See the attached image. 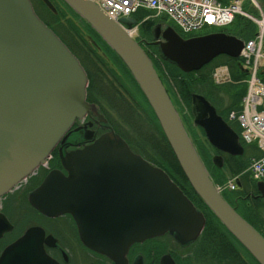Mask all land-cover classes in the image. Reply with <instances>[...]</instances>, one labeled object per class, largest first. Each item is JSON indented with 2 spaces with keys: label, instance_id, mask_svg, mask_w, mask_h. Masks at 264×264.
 Returning a JSON list of instances; mask_svg holds the SVG:
<instances>
[{
  "label": "water",
  "instance_id": "water-1",
  "mask_svg": "<svg viewBox=\"0 0 264 264\" xmlns=\"http://www.w3.org/2000/svg\"><path fill=\"white\" fill-rule=\"evenodd\" d=\"M41 1L55 12L49 0ZM62 2L101 39L130 74L198 199L257 264H264V238L224 199L151 60L121 28V25L131 27L135 20L123 17L115 22L90 0ZM153 38L160 58L183 73L197 71L220 55L238 58L244 45L242 39L223 32L183 38L166 22L155 25ZM87 83L77 57L39 19L29 0H0V197L44 165L60 142L58 154L67 175L50 171L29 195L33 208L50 217L71 214L81 241L100 251L126 250L133 242L163 235L180 246L193 243L204 227L203 213L163 169L145 160L113 131L95 103L86 101ZM189 110L192 124L202 129L215 150L229 156L242 155L238 134L204 96L191 93ZM85 115L105 132L91 143L65 152V146L81 143L63 144L65 138L87 134L83 128L70 130ZM211 162L222 168L221 155H213ZM113 171L126 179L123 189L128 187V196L117 203L106 200L103 207L93 208L88 191L91 174L100 175L96 178L112 188L114 181L108 183L104 179ZM235 184L239 186L238 178ZM255 186L264 206V180H257ZM91 211L96 212L92 217ZM94 217L99 221L95 222ZM35 231L42 236L38 226L30 227L4 251L0 261L24 259L12 256L11 252L26 247L25 237ZM38 246L40 249L41 245ZM36 250L31 247L32 252ZM161 264L174 263L162 258Z\"/></svg>",
  "mask_w": 264,
  "mask_h": 264
},
{
  "label": "trees",
  "instance_id": "trees-1",
  "mask_svg": "<svg viewBox=\"0 0 264 264\" xmlns=\"http://www.w3.org/2000/svg\"><path fill=\"white\" fill-rule=\"evenodd\" d=\"M39 1L41 2V0ZM49 1L53 4L52 0ZM255 1L257 2L262 14H264V0ZM41 4L47 13L53 18V23H58L60 19L59 15L61 16V14L57 11L55 5L54 7L57 13L56 15H53L48 9H46L42 2ZM64 6L69 10L73 17L78 19V17L65 4ZM247 7H249V10H247ZM243 9L244 11H249V13L254 17H257L258 15L257 10L252 5L250 6L249 2L244 4ZM33 10L39 19L47 27H49L62 40L67 48L77 57L88 79L86 88V101L96 103V101L91 100L90 96L93 74L92 70L94 69L92 68L91 70L90 65L88 67L82 62L77 53L73 52L66 41L62 39L53 24L45 21L35 10L34 6ZM151 13L152 12L147 10H138L133 16H138V14L144 16ZM156 19L168 23L183 38H189L191 36L203 35L212 32H223L225 34L233 35L244 41H247L253 38L256 33L255 23L253 24V22H250L247 18L240 15L235 16L232 23L227 26L220 28H203L200 31L191 34L180 33L174 24L164 15H160ZM79 21L84 29L93 38L99 41L102 48L109 53L114 64L118 67L119 71L123 74V77L128 83L129 89H127L131 93L133 102L138 108L144 111V114L147 116V120L149 121L150 125L152 126V130L155 133V141H151L152 144L149 146L151 151L148 150V154L141 147L139 148L130 144L129 145L137 150V152H139V154H141L145 160L163 169L171 178V180L181 189L183 194L204 215V227L198 238L195 240V242H193L194 248L190 256L187 257V264H257L254 259L234 240V238H232L228 232H226V230L206 209V207L192 191L183 174L181 173L151 109L149 108L147 102L131 78L130 74L110 52V50L104 44H102L97 35L83 21ZM66 23L68 26V28L66 26L67 30L70 33H76V28L73 26L71 21L67 20ZM56 26L65 30L62 28V24H56ZM160 63L162 64L163 68L160 67ZM160 63L156 64L158 73L161 76L163 82L165 81L167 87L170 88L172 97L174 99V104H176L177 107L180 108L181 103L187 108V110H189L190 94H200L215 107L217 114H219L237 134H239L240 130L238 126L233 122H228L227 119L229 112L238 111L240 109V100L246 90L244 80L247 78V74L239 69V58H231L225 55H220L214 58L208 64L204 65L199 70L189 73L181 72L176 66L166 61L162 60ZM221 65L227 66L229 76L233 83H226L222 86H218L213 83L211 78L212 71L215 67ZM261 79L264 81L263 74H261ZM127 89L125 88L126 92ZM260 109H264V102ZM101 112L104 114L102 110ZM187 130L215 185L221 186L224 184L227 177H238L239 186H236L231 191L222 190V196L235 209V211L264 238V206L261 203V199L256 196V181H254L250 177V174L245 171L249 165L250 159L252 157L256 158L260 155L256 147L254 145L242 144L243 153L241 156H229L212 148L205 140L202 129L193 127L190 122V118L187 119ZM197 133L200 135L198 136ZM53 154H55V151L52 152V155ZM214 154H219L222 156L223 166L220 169L216 168L211 163V157Z\"/></svg>",
  "mask_w": 264,
  "mask_h": 264
},
{
  "label": "flooded vegetation",
  "instance_id": "flooded-vegetation-1",
  "mask_svg": "<svg viewBox=\"0 0 264 264\" xmlns=\"http://www.w3.org/2000/svg\"><path fill=\"white\" fill-rule=\"evenodd\" d=\"M132 18L136 21L137 28V34L134 39L158 71L156 64L162 59L159 55L158 46L154 43L153 30L155 25L163 23V21L151 17V14L144 16L138 14V16H133ZM164 84L174 102L170 88L167 87L165 81ZM175 107L178 110L179 107L176 104ZM184 107L180 103V108ZM185 109L187 111L186 107ZM179 114L187 130V117L180 112ZM89 122L92 123L91 126L88 125ZM75 128H83L87 134L65 138L63 144L81 142L80 145L65 146V152L81 148L105 132V130L97 127L93 119L88 115L75 121L70 130ZM197 135L200 134L197 133ZM85 136L89 137V140L84 139ZM59 144L60 142L53 150L56 157L51 155L52 160H54L53 165L48 162L45 166L38 167L0 197V258L4 256V251L21 239L30 227L38 226L42 233V236H40L39 232L35 231L34 234L26 236L24 239L28 240L25 243L26 247L17 248V250L14 248L13 252H11L12 256H21L24 259H9L0 261V264H161L162 258L166 262L171 259L174 264H187V257L190 256L194 248L193 243L188 246H180L171 237L163 235L140 242H133L126 250L107 248L100 251L81 241L79 229L71 214L62 213L58 216L50 217L41 214L33 208L29 203V195L39 187L50 171L55 170L64 176L67 175V171L60 162L58 154ZM121 165L114 164L117 168L122 167ZM91 175L88 191L90 194L89 199L93 202V208L96 206L103 207V202L106 200L117 203L120 198L128 196V187L126 186L123 189L126 185L123 186V181L126 179L124 180V178L120 177V172L113 171L107 179H104L108 183L114 181L115 187L112 188L104 185L102 179L96 178V176L100 177V175L95 174V172ZM256 196L260 198L258 191ZM95 213V211H91L89 215L92 217ZM100 215L99 218L102 219L103 216ZM93 220L95 222L99 221L95 217ZM90 229L95 228L92 227ZM38 244L41 245L40 249ZM31 247H35L37 250L32 252ZM32 256L36 258L31 259Z\"/></svg>",
  "mask_w": 264,
  "mask_h": 264
},
{
  "label": "built area",
  "instance_id": "built-area-1",
  "mask_svg": "<svg viewBox=\"0 0 264 264\" xmlns=\"http://www.w3.org/2000/svg\"><path fill=\"white\" fill-rule=\"evenodd\" d=\"M109 19L117 21L121 17H129L138 10L152 12L156 18L164 15L180 32L195 33L203 28H220L232 23L235 16H243L255 20L244 11V4L249 2L256 8L255 0H90ZM256 21V20H255ZM258 32L245 42L241 51L242 67L247 71L246 92L240 101V110L229 113L228 119L236 122L240 128V138L245 144H253L261 155L252 158L246 171L254 179L264 176V112L259 108L264 99V83L258 72L264 67V20H257ZM131 37L137 34L136 26L123 27ZM215 82L228 80L226 67H219L213 73ZM227 189H233L232 181H228Z\"/></svg>",
  "mask_w": 264,
  "mask_h": 264
},
{
  "label": "rangeland",
  "instance_id": "rangeland-1",
  "mask_svg": "<svg viewBox=\"0 0 264 264\" xmlns=\"http://www.w3.org/2000/svg\"><path fill=\"white\" fill-rule=\"evenodd\" d=\"M29 1L45 21L53 24V26L56 28L62 39L66 41V43L71 47L73 52L77 53V55L82 60V62L88 67L90 65L91 70L92 68L94 69L92 70L93 72L92 86L90 90L91 100L96 101L95 104L98 106V109L99 110L101 109L104 112L103 114L101 110L99 111L104 116L106 121L110 124L113 131L116 134H118L127 144L139 148L141 147L146 153L151 151L149 146L152 144L151 141H155L154 140L155 133L153 132L152 126L147 120L148 118L144 114V111L138 108L133 102L131 93L128 91L129 89L128 83L123 77V74L119 71L118 67L114 64L113 59H111L109 53L102 48L99 41L93 38L84 29V27L79 21L80 19L79 18L76 19L75 17L72 16L69 10L64 6L63 2H61L62 0L61 1L52 0L53 4L51 3L53 7L55 5L57 11L61 14V16L59 15L60 19L58 18L59 19L58 23H53L54 20L47 13L45 8L41 4L42 1L41 2L39 0H29ZM46 9L48 8L46 7ZM56 9L55 12H52L49 9L48 10L53 15H56L57 13ZM259 14L255 18V20L261 21L262 18L264 20V14L262 17ZM67 20H70L73 26L76 28L75 30L76 33L74 32L70 33L67 30L68 28L66 23ZM255 20L254 21L249 20V21L253 22V24L255 23L256 33H257L259 28L256 25ZM56 24H62L63 25L62 28H64L66 31L60 29L58 26H56ZM102 44L104 43L102 42ZM263 49H264V40H263ZM110 52L112 53L111 50ZM160 67L163 68L161 63H160ZM262 68L263 67H261L260 70ZM231 82L232 81L230 80V78L229 81H224V83H215L213 81V83L218 86H222L226 83H231ZM125 88L126 89L128 88L127 92ZM183 109L184 108H181L180 110H182L183 112ZM185 116L187 117V113H185ZM53 156L56 157V154H53ZM48 162H50L53 165L54 160H52L51 156L49 157L45 165ZM228 180H230L229 177H227L225 184L223 186L224 191H230L226 187Z\"/></svg>",
  "mask_w": 264,
  "mask_h": 264
},
{
  "label": "bare ground",
  "instance_id": "bare-ground-1",
  "mask_svg": "<svg viewBox=\"0 0 264 264\" xmlns=\"http://www.w3.org/2000/svg\"><path fill=\"white\" fill-rule=\"evenodd\" d=\"M179 31V30H178ZM177 32V31H176ZM180 32V31H179ZM178 33V32H177ZM179 34V33H178Z\"/></svg>",
  "mask_w": 264,
  "mask_h": 264
}]
</instances>
